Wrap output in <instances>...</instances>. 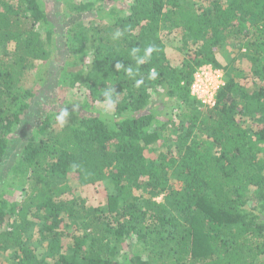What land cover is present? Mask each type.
Returning a JSON list of instances; mask_svg holds the SVG:
<instances>
[{
    "label": "trees",
    "instance_id": "16d2710c",
    "mask_svg": "<svg viewBox=\"0 0 264 264\" xmlns=\"http://www.w3.org/2000/svg\"><path fill=\"white\" fill-rule=\"evenodd\" d=\"M63 1L83 112L33 124L53 25L42 0H0V173L20 143L0 264H264V0ZM204 67L214 106L192 94Z\"/></svg>",
    "mask_w": 264,
    "mask_h": 264
},
{
    "label": "rangeland",
    "instance_id": "374dc122",
    "mask_svg": "<svg viewBox=\"0 0 264 264\" xmlns=\"http://www.w3.org/2000/svg\"><path fill=\"white\" fill-rule=\"evenodd\" d=\"M44 2V7L48 13V16L53 25L54 31V57L50 63V66L47 68V72L45 73V78L40 87L41 93L40 96L43 97L44 101L36 103V111L34 115L30 117V121L34 123H39L42 119L45 118L46 114L52 111H59L64 109L65 107L67 110L70 111H79L83 112L81 105L83 104V97L80 93L76 91H70L63 86L60 85V81L62 79V73H60L61 68L65 66V62H68L67 56V30L70 26H72V22H76V16L70 12L66 5L63 4L64 1L62 0H42ZM132 0H114L110 5L112 7H121L125 4H130ZM86 21H88L89 17L85 16ZM166 37L175 39V42L167 41V55L169 60L171 61L173 66H179L183 62V57L180 52H178V48L181 46L180 41L175 35H167ZM33 81V79H32ZM224 83L226 81H223ZM39 88V86H38ZM171 109H167L169 111ZM68 119L66 118L59 123L63 125L67 124ZM58 123V124H59ZM57 124V125H58ZM20 149V143H13L11 149L9 151V159L6 168L1 169L2 173H0V191H6L7 187L5 185V181L8 178V167L12 165V162L17 158L15 155L17 154L18 150ZM5 166V165H4ZM77 194V193H76ZM161 201V198L158 199ZM103 202V200H102Z\"/></svg>",
    "mask_w": 264,
    "mask_h": 264
},
{
    "label": "built area",
    "instance_id": "2783aa9c",
    "mask_svg": "<svg viewBox=\"0 0 264 264\" xmlns=\"http://www.w3.org/2000/svg\"><path fill=\"white\" fill-rule=\"evenodd\" d=\"M222 71L214 70L211 67L201 68L195 75V82L192 86V94L203 103L214 106L216 92L225 85Z\"/></svg>",
    "mask_w": 264,
    "mask_h": 264
},
{
    "label": "clouds",
    "instance_id": "9594fccd",
    "mask_svg": "<svg viewBox=\"0 0 264 264\" xmlns=\"http://www.w3.org/2000/svg\"><path fill=\"white\" fill-rule=\"evenodd\" d=\"M109 104H111V101H109ZM66 115H67V112H62L61 115L57 119L60 121H63V119Z\"/></svg>",
    "mask_w": 264,
    "mask_h": 264
}]
</instances>
